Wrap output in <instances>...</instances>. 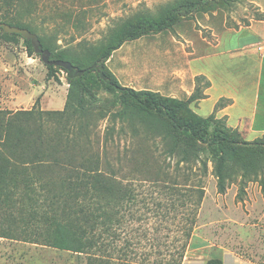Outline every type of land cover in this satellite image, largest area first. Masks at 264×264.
Listing matches in <instances>:
<instances>
[{
	"label": "rangeland",
	"instance_id": "1",
	"mask_svg": "<svg viewBox=\"0 0 264 264\" xmlns=\"http://www.w3.org/2000/svg\"><path fill=\"white\" fill-rule=\"evenodd\" d=\"M0 5V20L2 13H8L29 23L51 52L80 57L87 63H92L112 39L125 38L106 61L124 86L186 101L197 88L206 97L216 81L222 91H245L253 100L252 107L258 104L262 108L264 78L259 84L264 0H0ZM168 13L175 18L162 29L139 35L137 27L132 29L139 25L141 15L160 22ZM0 57L9 67L0 77L5 84L10 80L15 83L12 90L19 88L20 95V103L1 102L12 98V93L10 86L5 95L0 88V110L30 109L37 99L42 110L65 108L70 82L63 66L51 64L54 68L50 72L49 64L41 54L30 52L22 36L6 38L2 29ZM204 70L213 72L206 74ZM216 74L227 82L211 78ZM93 84L92 80L93 94L101 98L98 102H93V95L87 98L86 121L93 130L94 155L101 160V167L110 162L117 180L134 194V199L127 201L123 221L114 224V235L107 237L110 246L104 254L114 264H165L171 253L187 243L182 264L199 255L204 256L205 264L213 258L223 261L225 252L264 264V150L254 152L258 175L241 185V175L231 174L226 189L220 192L205 143L192 146L199 149L198 158L190 155L185 160L180 154L171 155L159 134L134 136L129 129L120 132V123H112L110 116L116 108L111 107V101L117 98ZM201 101L190 102L193 114L203 118L213 115V122L238 132L242 141L264 145V132L252 133L249 118L237 127L219 112L232 98L222 97L213 112ZM72 102L77 98H71ZM154 121L161 130V122ZM111 126L116 129L112 139H107ZM48 173L52 172L45 168ZM2 218L5 216L0 213ZM189 227L186 240L185 229ZM85 261L71 251L0 237V264Z\"/></svg>",
	"mask_w": 264,
	"mask_h": 264
},
{
	"label": "trees",
	"instance_id": "2",
	"mask_svg": "<svg viewBox=\"0 0 264 264\" xmlns=\"http://www.w3.org/2000/svg\"><path fill=\"white\" fill-rule=\"evenodd\" d=\"M2 9L0 5V12ZM139 18V25L132 28L137 27L138 35L162 29L173 22L175 14L168 13L160 22L143 15ZM0 21L35 32L29 23L11 18L8 13H2ZM0 29L6 38L21 36L5 32L1 26ZM124 39H112L92 63L51 52L53 59L72 63L71 69L61 67L70 82L63 110H42L38 107L39 99L30 109L0 110V213L5 216L0 219V237L71 251L80 259L83 256L84 264H114L104 254L110 246L107 237L114 235V224L123 221L129 207L127 201L134 199V194L117 180L110 162L105 164V170L94 155L93 130L86 121L87 98L93 95V102L101 98L93 94L92 80L93 85L117 98L111 101V107L116 108L110 116L112 123H120V132L129 129L134 136L159 134L168 145L167 151L180 154L185 160L190 155L198 158L199 149L192 146L205 143L214 162L220 192L226 189L231 174L241 175V185L252 175H258L259 163L254 152L264 150V145L242 141L238 132L213 122V115L203 118L193 114L190 102L204 98L198 88L186 101H180L120 83L106 61ZM25 43L32 52L31 41L25 39ZM42 47L49 48L43 42ZM48 68L51 72L54 66L49 64ZM73 97L77 98L76 103H71ZM154 118L161 122V130ZM115 129L108 128L107 139H112ZM45 168L52 173L45 174ZM200 191L199 200L203 194ZM191 229H185L186 240ZM186 245L182 243L165 264H182ZM206 264L223 261L213 258Z\"/></svg>",
	"mask_w": 264,
	"mask_h": 264
},
{
	"label": "crops",
	"instance_id": "3",
	"mask_svg": "<svg viewBox=\"0 0 264 264\" xmlns=\"http://www.w3.org/2000/svg\"><path fill=\"white\" fill-rule=\"evenodd\" d=\"M260 61H261L262 77H261V82L259 86L262 85L263 78H264V51L262 53V58ZM6 63L7 62L4 61L0 57V75L4 73V71L6 70L8 71L9 67L7 66ZM212 72L205 71L206 74H210ZM211 78L219 79V81H222L224 83L227 82L224 76L220 77V76H217V74L216 76L215 75L211 76ZM11 82L12 81L10 80L9 82H7L8 84H5L6 82L0 77V88H2L1 94L3 95L7 94L5 93L7 92L6 88H8L9 86L11 87L10 92L12 93V98L3 99V97H0V99H3L1 102L8 101L10 102V104L20 103L19 88H17V91H13L12 89H14V87H17V85ZM228 82L231 84L229 80ZM234 85L238 87L240 84L239 82H236V84ZM206 94L207 96L202 98V101L200 102V104H203L208 108L210 107L212 112L214 111L217 102L222 97L227 96L229 98H232V103H229L228 105L223 106L219 112L222 115H226L232 125H235L238 127L239 125H241V120H245L249 118L250 125H251L250 131H252V133L264 132V123H262V121L264 120V95L262 92H261V96L263 98L262 108H258V104H255V106L252 107L253 100L250 97L246 96L245 91L243 92V91H239L238 89H233V88L232 90L229 89L226 91H222L219 89V84L216 81H215V84L213 82L211 89L209 90V92H206ZM190 96L191 94L189 95V97ZM259 112H261L262 114L261 117L259 116ZM242 125L244 124L242 123ZM223 256H224L223 257L224 264H255L251 261L241 259L236 254H230V253L225 252L223 253ZM183 264H205L204 256L199 255L198 257L194 259H188L184 261Z\"/></svg>",
	"mask_w": 264,
	"mask_h": 264
},
{
	"label": "water",
	"instance_id": "4",
	"mask_svg": "<svg viewBox=\"0 0 264 264\" xmlns=\"http://www.w3.org/2000/svg\"><path fill=\"white\" fill-rule=\"evenodd\" d=\"M0 26L8 33H19L24 39L31 41V44L36 53L41 54L43 61L46 64H55L63 66L67 69H71V62L66 60H54L51 59V51L49 49L42 48L39 36L37 33L30 31L28 28L20 27L17 25H12L9 23H4L0 21Z\"/></svg>",
	"mask_w": 264,
	"mask_h": 264
}]
</instances>
